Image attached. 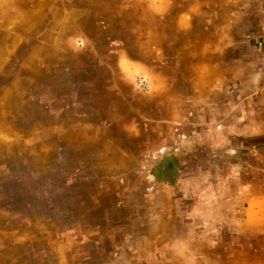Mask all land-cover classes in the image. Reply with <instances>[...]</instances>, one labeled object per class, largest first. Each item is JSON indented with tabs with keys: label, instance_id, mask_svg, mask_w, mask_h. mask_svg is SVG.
<instances>
[{
	"label": "rangeland",
	"instance_id": "rangeland-1",
	"mask_svg": "<svg viewBox=\"0 0 264 264\" xmlns=\"http://www.w3.org/2000/svg\"><path fill=\"white\" fill-rule=\"evenodd\" d=\"M260 8L264 0H0V264L226 255L207 233L199 249L190 237L183 211L193 213L191 187L204 175L186 169L181 141L165 145V116L177 115L165 86L180 72L204 74L227 21L235 40L242 23L259 37ZM178 176L187 187L165 189Z\"/></svg>",
	"mask_w": 264,
	"mask_h": 264
},
{
	"label": "crops",
	"instance_id": "crops-1",
	"mask_svg": "<svg viewBox=\"0 0 264 264\" xmlns=\"http://www.w3.org/2000/svg\"><path fill=\"white\" fill-rule=\"evenodd\" d=\"M233 5L225 10L230 19ZM257 17L259 37H249V28L242 23V38L235 40L234 22L227 21L217 27L227 35L212 41L214 52L204 74L192 78L180 72L178 84L165 86V95H175L171 101L177 111L175 119L165 116V145L181 141L179 158L185 159L186 169L204 175L191 187L193 213L184 210L186 216H181L194 222L193 236L188 235L195 238L197 249L201 234L207 233L209 246L225 250L226 255H217L216 264H264V8ZM239 44L241 54L236 58ZM253 58L258 67L251 72ZM218 61L225 70H220ZM176 179H165V189L187 187L180 177ZM179 202L182 205L185 199Z\"/></svg>",
	"mask_w": 264,
	"mask_h": 264
},
{
	"label": "built area",
	"instance_id": "built-area-1",
	"mask_svg": "<svg viewBox=\"0 0 264 264\" xmlns=\"http://www.w3.org/2000/svg\"><path fill=\"white\" fill-rule=\"evenodd\" d=\"M137 85L140 87L142 90H147L149 88L148 81L145 78H139L137 80Z\"/></svg>",
	"mask_w": 264,
	"mask_h": 264
},
{
	"label": "trees",
	"instance_id": "trees-1",
	"mask_svg": "<svg viewBox=\"0 0 264 264\" xmlns=\"http://www.w3.org/2000/svg\"><path fill=\"white\" fill-rule=\"evenodd\" d=\"M169 151H171V150H167V151L165 150V156H167L170 153ZM171 160H174V159L171 158ZM165 164H166V168L167 169H170V168L173 167V162L172 161H168L167 159L165 160Z\"/></svg>",
	"mask_w": 264,
	"mask_h": 264
}]
</instances>
